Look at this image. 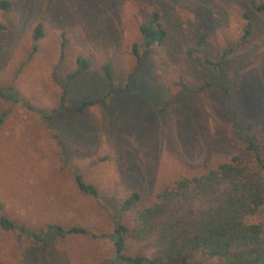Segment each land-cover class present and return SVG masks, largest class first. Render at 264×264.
Returning a JSON list of instances; mask_svg holds the SVG:
<instances>
[{
    "label": "rangeland",
    "instance_id": "obj_1",
    "mask_svg": "<svg viewBox=\"0 0 264 264\" xmlns=\"http://www.w3.org/2000/svg\"><path fill=\"white\" fill-rule=\"evenodd\" d=\"M8 1L0 10V88L11 86L31 109L0 98V214L46 241L0 230V264H123L109 237L117 222L130 228L135 209L161 187L215 167L243 145L226 104L239 122L264 129L263 0ZM155 11L166 36L144 56L139 27ZM249 21L246 43L221 59V71L205 62L219 59ZM38 23L43 36L35 41ZM77 56L88 65L76 75ZM84 100L95 102L73 109ZM76 176L96 194L82 193ZM134 191L135 206L121 211ZM250 221L264 225V206ZM50 223L87 232L60 237L47 231ZM262 257L264 239L191 264Z\"/></svg>",
    "mask_w": 264,
    "mask_h": 264
},
{
    "label": "trees",
    "instance_id": "obj_2",
    "mask_svg": "<svg viewBox=\"0 0 264 264\" xmlns=\"http://www.w3.org/2000/svg\"><path fill=\"white\" fill-rule=\"evenodd\" d=\"M10 5V1L0 0V10ZM259 9L264 10V0ZM3 28L0 24V30ZM252 29V22H247L239 39L224 48L219 59L206 58L205 62L221 71V59L245 44ZM139 31L144 56L166 36L157 11L151 14L146 24L140 25ZM42 36L43 25L38 23L32 37L36 41ZM203 38L200 35L199 42ZM131 55L139 64L143 55L139 53L137 43L131 45ZM62 56L63 42L60 45ZM76 64L74 74L77 75L87 68L88 62L77 56ZM0 98L21 102L31 109L30 104L11 86L0 88ZM94 102L84 100L73 109L81 112ZM60 106L66 108L64 100H61ZM224 109L232 121L234 134L243 141V145L228 160L215 167L197 175L181 176L161 187L153 202L135 209L130 228L121 221L117 222L109 235L115 251V262L191 264L199 255L229 257L264 239V225L250 221V217L264 206V129L254 126L252 119L239 122L228 104ZM75 181L82 193L96 194L95 187L85 183L80 176H76ZM138 199L139 194L131 192L123 199L120 210L132 209ZM46 229L60 237L87 232L80 225L64 227L57 223L48 224ZM0 230L18 231L40 244L46 241L41 231L32 230L4 214H0ZM256 264H264V257Z\"/></svg>",
    "mask_w": 264,
    "mask_h": 264
}]
</instances>
